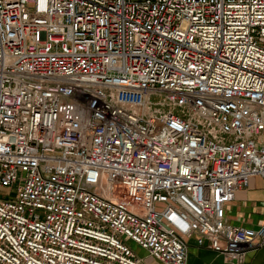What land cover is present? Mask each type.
<instances>
[{
  "label": "built area",
  "instance_id": "obj_1",
  "mask_svg": "<svg viewBox=\"0 0 264 264\" xmlns=\"http://www.w3.org/2000/svg\"><path fill=\"white\" fill-rule=\"evenodd\" d=\"M253 176L264 0H0V264H242Z\"/></svg>",
  "mask_w": 264,
  "mask_h": 264
},
{
  "label": "crops",
  "instance_id": "obj_2",
  "mask_svg": "<svg viewBox=\"0 0 264 264\" xmlns=\"http://www.w3.org/2000/svg\"><path fill=\"white\" fill-rule=\"evenodd\" d=\"M225 216L230 223L246 227L256 228L264 223V181L261 177H251L248 186L235 193L234 200L225 207ZM186 242L185 264H234L222 254L199 246L194 235L186 238ZM143 259L146 264H162L147 254ZM242 264H264V247L249 252Z\"/></svg>",
  "mask_w": 264,
  "mask_h": 264
},
{
  "label": "rangeland",
  "instance_id": "obj_3",
  "mask_svg": "<svg viewBox=\"0 0 264 264\" xmlns=\"http://www.w3.org/2000/svg\"><path fill=\"white\" fill-rule=\"evenodd\" d=\"M9 192V189L8 188H0V196H2V195H6L7 193ZM127 241H128V238H125ZM128 243H129V245L131 246V248H132V250L137 254V255H139V256H146V252L143 250V249H141L138 245H136L135 243H133V242H129L128 241ZM151 259V258H150ZM147 260V259H146ZM148 261V260H147Z\"/></svg>",
  "mask_w": 264,
  "mask_h": 264
}]
</instances>
